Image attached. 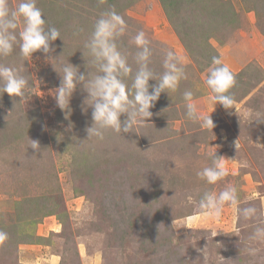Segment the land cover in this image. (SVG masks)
Segmentation results:
<instances>
[{
	"label": "rangeland",
	"instance_id": "obj_1",
	"mask_svg": "<svg viewBox=\"0 0 264 264\" xmlns=\"http://www.w3.org/2000/svg\"><path fill=\"white\" fill-rule=\"evenodd\" d=\"M19 2L9 0L13 8ZM37 7L63 40L48 54L25 59L17 46L0 57L30 83L22 101L0 94V233L44 240L19 238L12 255L0 252V264H264V241L249 239L257 221L227 205L219 219L208 217L198 206L204 192L231 185L240 207L264 212V0H37ZM112 10L127 22L118 43L134 70L129 39L143 30L154 50L150 67L161 73L163 54L172 50L187 78L161 93L137 133L109 129L103 140L88 139L92 108L83 85L67 110L53 92L68 62L85 75L96 72L84 44ZM213 56L235 76L232 109L216 104L206 85ZM186 90L213 129L186 116ZM215 153L229 175L210 185L197 172ZM4 240L3 250L15 246Z\"/></svg>",
	"mask_w": 264,
	"mask_h": 264
},
{
	"label": "clouds",
	"instance_id": "obj_2",
	"mask_svg": "<svg viewBox=\"0 0 264 264\" xmlns=\"http://www.w3.org/2000/svg\"><path fill=\"white\" fill-rule=\"evenodd\" d=\"M47 23L41 9L37 7V0H20L15 8L10 6L9 0H0V57L10 56L17 46L20 55L25 59L32 58L36 52L48 54L54 51L52 42L62 37L56 27L46 28ZM75 34L78 35L79 30ZM127 34L128 25L123 16L114 10L106 11L96 20L91 35L84 44L91 57V60L86 59L87 67L91 63L96 72L89 71L85 75L69 62L63 65L60 71L55 69L61 76V83L53 92L59 108L69 109L78 85L82 84L88 93L85 104L92 108L93 121L87 128L88 139L95 137L103 140L105 132L109 129L118 134L137 133L136 129L147 124L152 117L150 109L155 106L161 93L177 91L181 81L187 78L182 58L172 50H166L163 54L161 73L157 74L150 67L154 50L143 30H139L129 39V43L136 48L133 56L136 65L134 70L129 63L128 54L121 51L118 43ZM83 54L85 57L84 52ZM212 65L214 67L209 68L206 79V85L213 93L212 99L225 109H232L235 100L230 89L236 83L235 76L226 64H222L220 57L213 56ZM129 78L131 85L126 82ZM151 80H155L156 84L150 85ZM29 92L30 83L27 76L21 74L17 68L0 64V94L20 97L22 101ZM183 99L186 116L190 120L201 122L204 128L215 127L211 115H200L197 106L192 102V91H184ZM125 114L127 118L122 121L121 116ZM31 148L38 150L39 142L31 140ZM209 158L211 165L198 171L197 176L210 185H216L227 177L229 172L224 157L215 153L210 154ZM192 199L190 195L187 197L189 202ZM226 205L235 208L243 220L257 221L249 239L264 241V220H260L264 212L254 205L240 207L236 187L226 185L218 194L215 191H206L198 201L201 212L216 219L222 216ZM213 236L216 234L213 233ZM5 238V235L0 233V241ZM249 251L254 254L256 250ZM204 259L207 258L204 256Z\"/></svg>",
	"mask_w": 264,
	"mask_h": 264
},
{
	"label": "trees",
	"instance_id": "obj_3",
	"mask_svg": "<svg viewBox=\"0 0 264 264\" xmlns=\"http://www.w3.org/2000/svg\"><path fill=\"white\" fill-rule=\"evenodd\" d=\"M7 232V231H6ZM14 234H17V233H15V232H13ZM7 235H8V238L6 239V240H4L5 242H4V244L6 243V242H8L9 244H14L15 243V246H13V248H12V246H10L9 245V248H7V249H5V250H3V248H0V252L2 253V252H4V253H6V254H10V255H12V253L14 252V250H17V245L18 244H20V243H26L27 241H32V242H29V243H35V240H40V239H43V238H41L40 236H38V235H36V234H34V233H31V234H29V233H20L19 234V236H17V235H12V232H7L6 233ZM29 237H33V239H30ZM19 238H22L20 241V243H18L17 244V240L19 239ZM34 238H35V240H34ZM44 240V239H43ZM1 243H3V242H1ZM0 243V244H1ZM8 246V245H7ZM13 249V250H12ZM3 250V251H2ZM12 252V253H11Z\"/></svg>",
	"mask_w": 264,
	"mask_h": 264
}]
</instances>
